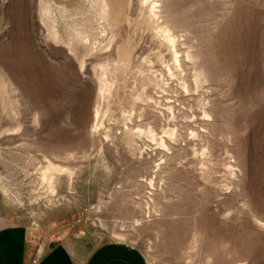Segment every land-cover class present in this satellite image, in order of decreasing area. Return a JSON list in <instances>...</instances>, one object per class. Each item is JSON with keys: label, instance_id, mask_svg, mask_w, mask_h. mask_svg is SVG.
Segmentation results:
<instances>
[{"label": "rangeland", "instance_id": "rangeland-1", "mask_svg": "<svg viewBox=\"0 0 264 264\" xmlns=\"http://www.w3.org/2000/svg\"><path fill=\"white\" fill-rule=\"evenodd\" d=\"M9 225L264 264V0H0Z\"/></svg>", "mask_w": 264, "mask_h": 264}, {"label": "crops", "instance_id": "crops-1", "mask_svg": "<svg viewBox=\"0 0 264 264\" xmlns=\"http://www.w3.org/2000/svg\"><path fill=\"white\" fill-rule=\"evenodd\" d=\"M85 253L63 243L38 244L21 226L0 228V264H146L140 252L120 243Z\"/></svg>", "mask_w": 264, "mask_h": 264}]
</instances>
